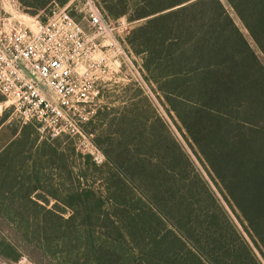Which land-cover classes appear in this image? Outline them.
Masks as SVG:
<instances>
[{
    "label": "trees",
    "instance_id": "obj_1",
    "mask_svg": "<svg viewBox=\"0 0 264 264\" xmlns=\"http://www.w3.org/2000/svg\"><path fill=\"white\" fill-rule=\"evenodd\" d=\"M191 1L98 0L108 21L145 19L128 45L205 174L147 99L120 111L94 141L106 163L77 155L103 189L80 173L58 217L93 264H264V0Z\"/></svg>",
    "mask_w": 264,
    "mask_h": 264
},
{
    "label": "built area",
    "instance_id": "obj_2",
    "mask_svg": "<svg viewBox=\"0 0 264 264\" xmlns=\"http://www.w3.org/2000/svg\"><path fill=\"white\" fill-rule=\"evenodd\" d=\"M39 16L28 17L26 24L1 20L0 95L5 108L22 126L33 125L50 139L87 143L97 160L93 135L85 134L84 127L95 118V103L105 86L124 79L161 106L160 95L146 80L143 61L125 42L130 23L106 20L98 0H69L53 5L45 18Z\"/></svg>",
    "mask_w": 264,
    "mask_h": 264
},
{
    "label": "rangeland",
    "instance_id": "obj_3",
    "mask_svg": "<svg viewBox=\"0 0 264 264\" xmlns=\"http://www.w3.org/2000/svg\"><path fill=\"white\" fill-rule=\"evenodd\" d=\"M52 7L40 11L37 15H40L41 19L45 18L50 14ZM72 14L75 18H80L79 15ZM37 15L28 13L19 2L14 7L10 0H0V23L2 19H9L12 22L19 21L26 24L29 23L28 17ZM128 18V16L110 18L111 22L124 19L130 23L127 37L145 20L131 22ZM125 42L128 45L127 38ZM132 51L144 64V55L135 53L133 49ZM152 84V91L155 93L156 85ZM137 91L139 89L128 84L124 79L106 85L103 89L102 95L95 103L96 116L84 127L85 134L93 135L92 144L100 153L97 160H95L97 152L87 143L81 145L77 139L65 137L50 139L45 134H40L33 125L22 126L11 115V110L5 108L7 104L0 95L1 121H9V125H0V260L2 262L5 264H93L88 254L83 252L77 237L79 228L77 223L65 225L58 217L62 219L69 217L71 213L67 208L71 203L69 194L77 191L76 181L80 173L85 172L90 177V184L94 188L103 189L101 176L106 170L93 169L91 166L86 169V165L82 163L84 160L77 155L79 153L89 155L98 167L106 163L102 150L94 141L99 135L108 132L110 121L119 118L120 111L130 105L142 104L141 100L147 99L141 91L139 94ZM147 103L167 122L173 135L190 154L197 168L205 174L177 131L172 118L162 110L159 101L147 99ZM61 209L67 210L62 213ZM231 218L233 219L232 216ZM257 256L264 263L258 253Z\"/></svg>",
    "mask_w": 264,
    "mask_h": 264
},
{
    "label": "crops",
    "instance_id": "obj_4",
    "mask_svg": "<svg viewBox=\"0 0 264 264\" xmlns=\"http://www.w3.org/2000/svg\"><path fill=\"white\" fill-rule=\"evenodd\" d=\"M1 113H0V125H9V121L6 120V121H1Z\"/></svg>",
    "mask_w": 264,
    "mask_h": 264
},
{
    "label": "water",
    "instance_id": "obj_5",
    "mask_svg": "<svg viewBox=\"0 0 264 264\" xmlns=\"http://www.w3.org/2000/svg\"><path fill=\"white\" fill-rule=\"evenodd\" d=\"M193 1H195V0H193ZM193 1H191V2H193ZM190 3V2H189ZM186 5V4H185ZM176 8H178V7H176ZM176 8H174V9H176ZM174 9H171V10H174ZM171 10H169V11H171Z\"/></svg>",
    "mask_w": 264,
    "mask_h": 264
},
{
    "label": "bare ground",
    "instance_id": "obj_6",
    "mask_svg": "<svg viewBox=\"0 0 264 264\" xmlns=\"http://www.w3.org/2000/svg\"><path fill=\"white\" fill-rule=\"evenodd\" d=\"M0 264H5V263L0 260Z\"/></svg>",
    "mask_w": 264,
    "mask_h": 264
}]
</instances>
